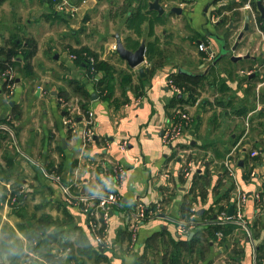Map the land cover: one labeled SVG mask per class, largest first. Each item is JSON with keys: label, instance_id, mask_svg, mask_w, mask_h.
<instances>
[{"label": "crops", "instance_id": "crops-1", "mask_svg": "<svg viewBox=\"0 0 264 264\" xmlns=\"http://www.w3.org/2000/svg\"><path fill=\"white\" fill-rule=\"evenodd\" d=\"M68 1L71 13L48 0H0V46L14 39L27 52L13 62L11 96L0 73V126L10 128L0 127V264H264V19L256 0L253 15L243 6L247 0ZM100 3L116 29L106 23L110 34L89 26ZM248 13V30L232 50ZM144 14L138 35L126 21ZM154 38L164 63L152 70L146 45ZM118 40L130 51L142 46L141 62L129 64ZM199 42L208 44L210 59ZM81 48L104 67L91 71L70 58ZM180 73L207 76L194 100L167 87ZM175 95L190 120L165 145L161 134ZM87 110L94 134L82 147ZM228 158L233 177L224 166ZM188 160L193 171L184 176ZM115 162L125 170L121 178L112 174ZM62 186L76 195H118L117 204L106 206L105 246L95 248L86 212L63 199ZM238 192L246 195L244 216L259 256L240 229L225 240L205 226L177 231L191 211L201 222L227 213ZM156 203L160 211L138 224L130 246L138 206ZM236 245L242 252L235 260L228 254Z\"/></svg>", "mask_w": 264, "mask_h": 264}, {"label": "built area", "instance_id": "built-area-1", "mask_svg": "<svg viewBox=\"0 0 264 264\" xmlns=\"http://www.w3.org/2000/svg\"><path fill=\"white\" fill-rule=\"evenodd\" d=\"M49 1V0H48ZM254 0H247L243 5L247 8L250 13L253 15V3ZM51 3H55L57 8L60 11H64L66 13H71L72 7H70L68 0H51ZM67 8L69 11H67ZM198 48L207 53L208 59L212 57V52L205 42H199ZM70 58H78L80 57L85 63H88L90 66V70L93 71L95 68L93 67L94 58L92 55L88 54V51L83 50L77 55L75 52H71L69 54ZM13 59V58H12ZM1 76L3 80V86L6 94L8 96L12 95L16 86V81L14 79L13 67L9 64L1 71ZM167 87L170 88L173 94H182V88H179L174 84L171 78L166 80ZM94 114L92 110H87L85 114V124L86 127L83 130L82 134V147L90 140H92L94 134ZM190 120V114L187 111L185 106L176 105L172 108L171 114L165 123L162 134H161V142L165 145L173 144L176 142L184 133L187 124ZM71 118L65 117L64 124H70ZM5 129H10L7 125H1ZM120 148L122 150L126 149V142L123 141L120 143ZM253 155L256 152L252 153ZM192 160L186 161L184 167L182 168V174L184 176H190L193 171ZM224 166L229 174V176L233 177V168L230 163V159H226L224 161ZM112 174L118 177H123L125 174L124 168L115 162L113 164ZM165 175L167 173L165 172ZM63 199L66 202H72L80 204L82 209L86 212L88 218V224L90 230L93 235L95 248L100 249L102 246L107 244L106 237L104 235V230L106 228V222L108 220V206L109 204H117L119 197L115 192H110L106 195H81L74 194L71 192L68 186H62ZM256 197H258L256 195ZM246 200V195L238 192L233 199V212L231 216H227L226 212H221L219 216L212 220L211 223L223 225L225 223H233L237 227L236 229H240L243 232V236L249 241L251 245V252L253 256H255V242L252 235L251 228L244 216V203ZM161 205L160 203H156L155 207L152 209H147L143 206H138L135 211L134 217L132 221L129 223L130 230V246L136 240V231L138 228V224L140 222H144L150 220L155 214L160 211ZM200 223L197 219V215L195 211H191L187 218L178 220L177 223V231L188 232L192 229H195L197 225ZM209 221H204L203 224H209ZM214 235L217 240H221L224 236L221 230H217L214 232ZM32 244H36V239H31ZM68 250V249H64Z\"/></svg>", "mask_w": 264, "mask_h": 264}, {"label": "trees", "instance_id": "trees-1", "mask_svg": "<svg viewBox=\"0 0 264 264\" xmlns=\"http://www.w3.org/2000/svg\"><path fill=\"white\" fill-rule=\"evenodd\" d=\"M49 1L51 2V0H49ZM252 3L254 5V2H252ZM125 7L122 8V13H124ZM144 19H146L145 14L144 15H137V17H134V18L128 17L126 24L128 27H134V32L136 34L140 35L139 26ZM258 19L260 21H262L261 18H258ZM158 20L161 21V18L159 17ZM152 27H153V23L151 24V29H152ZM134 42L136 43V44L134 43V47H136L138 42L137 41H134ZM156 43H158V40L156 38H154L152 41L148 42L146 45V55H147V59L150 61V64H149L150 67L149 68L152 70L164 63V60L162 59L163 56L161 57L164 50L163 49L157 50L156 49ZM81 50H86V49L81 48V49H77V50L74 49L71 51L75 52L77 55H79V52ZM21 52L27 53L23 47V44L21 42L15 41L14 39L9 40L4 45H1L0 46V73L7 66V64H9L13 67V62L17 60L18 55ZM88 54L92 55L94 58L93 67L95 69H97V67H99V68L104 67L103 62L97 61V58L95 57V55L93 53L88 52ZM78 58H80V57H78ZM165 59H168V56L165 55ZM169 78L172 79V81L174 82V84L176 86H178L179 88H182V93L183 92L187 93L188 100H194L199 94V89H201L204 86V83L207 79V76L203 73H180L178 76L172 75ZM100 83L101 82H98L97 86H100ZM80 87L81 86H79L78 88H80ZM79 94L81 96H84V97H86V95L89 96V93L86 91L84 93L83 91L79 90ZM183 102H184V100L180 96H178V95L174 96L173 103H177L176 105H182ZM79 106L83 107V104L80 103ZM182 106H184V105H182ZM229 190H231V187L229 188ZM225 195H227V198H229V192L228 191L225 193ZM152 207L154 208V206H151V208ZM203 223L204 222L200 221V223L197 226H205L206 229L208 230L209 235L211 234L212 236H215L214 235L215 231L221 230L224 234L223 240L226 239L225 236H227L228 234H231L237 227L233 223H225L223 225L213 224L211 222L209 224H203ZM195 229H192L191 231H194ZM32 238L37 239L36 235L32 236L31 239ZM239 239H241V237ZM237 241L238 240H236L235 242L237 243ZM255 248H256V257H257V256H259V249L260 248L258 246H255ZM63 249H68L67 254L69 255L70 259H73L72 254L74 251L70 247V245L64 244ZM241 252H242V249H240L236 245L230 250L228 257L236 260L240 256Z\"/></svg>", "mask_w": 264, "mask_h": 264}, {"label": "water", "instance_id": "water-1", "mask_svg": "<svg viewBox=\"0 0 264 264\" xmlns=\"http://www.w3.org/2000/svg\"><path fill=\"white\" fill-rule=\"evenodd\" d=\"M256 5L258 10L260 11V17L264 19V3L261 2V0H256ZM154 6L159 8V11H162V8L157 4V2L154 3ZM250 14L245 15V23L243 26V29L238 33L237 40L232 45L231 49L234 50L238 44V39H240L244 33L245 30H248V20H249ZM117 49L120 52L121 56L125 58L129 64L136 65L143 59V47L139 46L135 51H130L126 49L124 46L120 44V40L117 41ZM233 205L229 206V209L227 211V216L232 215ZM162 215V214H161Z\"/></svg>", "mask_w": 264, "mask_h": 264}, {"label": "rangeland", "instance_id": "rangeland-1", "mask_svg": "<svg viewBox=\"0 0 264 264\" xmlns=\"http://www.w3.org/2000/svg\"><path fill=\"white\" fill-rule=\"evenodd\" d=\"M69 2V1H68ZM74 4V3H73ZM73 4H71V2H70V7L72 6V7H74V5ZM101 4V6H102V3H100ZM99 7V10L98 11H96L95 12V14H94V17H95V22L93 23V24H91V25H89V26H93V29L95 30V29H97V30H99V31H104V32H107L108 34H110L108 31L109 30H111L110 28H108V27H106L105 25H106V23H107V25L108 26H112V31H115L116 29H115V26L113 25V24H111L108 20H107V17H108V13H107V7H105V6H102V7H100V6H98ZM109 14H111L112 15V10L111 11H109ZM109 18V17H108ZM110 19V18H109ZM106 20H107V22H106ZM113 40V39H112ZM109 43H111V42H109ZM110 45H112V43L110 44ZM114 45V44H113ZM81 51H83V50H81ZM80 51V52H81ZM87 51V50H86ZM79 52V53H80ZM71 53V52H70ZM69 53V54H70ZM15 73V72H14ZM13 73V74H14ZM11 96V95H10ZM33 239V238H32ZM135 242H136V240L134 241V243L132 244V247L135 245ZM69 248V247H68ZM63 252L65 253V252H67V250H64L63 249ZM62 252V249L59 251V256L63 253Z\"/></svg>", "mask_w": 264, "mask_h": 264}]
</instances>
